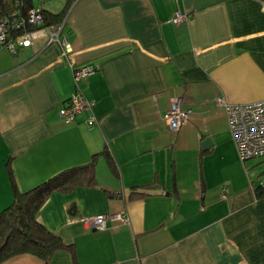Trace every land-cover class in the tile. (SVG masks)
I'll return each mask as SVG.
<instances>
[{"label":"crops","instance_id":"1","mask_svg":"<svg viewBox=\"0 0 264 264\" xmlns=\"http://www.w3.org/2000/svg\"><path fill=\"white\" fill-rule=\"evenodd\" d=\"M262 5L72 0L59 37L76 66L95 67L75 82L57 44L0 48V210L62 171L73 180L36 212L71 251L0 264H264L261 179L239 160L216 100L264 99ZM175 12L187 20L173 23ZM75 90L92 104L65 123L57 110ZM172 99L187 113L175 131L163 119ZM118 212L126 224L77 220Z\"/></svg>","mask_w":264,"mask_h":264},{"label":"built area","instance_id":"2","mask_svg":"<svg viewBox=\"0 0 264 264\" xmlns=\"http://www.w3.org/2000/svg\"><path fill=\"white\" fill-rule=\"evenodd\" d=\"M20 0H0V48L14 54L18 48L28 47L36 38H43L44 45L54 43L60 48V56L66 59L71 71L73 82L83 78L95 70L92 65L76 66L68 58L70 47L65 39L59 37L60 28L65 20L64 14L59 22L44 24L41 12L33 7L21 9ZM264 11V5H262ZM186 15L174 13L170 19L173 23L187 20ZM224 107L227 117L228 130L235 144L240 161L264 157V99L250 103H225L221 98L216 99ZM92 102L81 92L75 90L69 94L65 102L58 108L59 118L68 123L77 113L89 111ZM187 113L178 108L177 100L172 99L163 119L169 130L175 131L186 120ZM91 121V118L87 119ZM224 187L221 188L224 197ZM106 219H115L127 223L126 215L122 212L114 214H96L90 217H78L81 223L91 229L104 228Z\"/></svg>","mask_w":264,"mask_h":264},{"label":"trees","instance_id":"3","mask_svg":"<svg viewBox=\"0 0 264 264\" xmlns=\"http://www.w3.org/2000/svg\"><path fill=\"white\" fill-rule=\"evenodd\" d=\"M71 1L66 0L65 7L57 14L39 10L44 24L57 23ZM20 2L22 10L31 7L28 0ZM83 168L90 173V167ZM64 174L62 171L27 190L13 192L11 202L0 210V262L19 254H29L46 262L56 250L71 251L70 245L36 219L37 210L52 190L65 189L73 183L72 179L65 180ZM87 177L85 180L89 183L90 174ZM254 192L256 195L264 193V177L255 186Z\"/></svg>","mask_w":264,"mask_h":264},{"label":"rangeland","instance_id":"4","mask_svg":"<svg viewBox=\"0 0 264 264\" xmlns=\"http://www.w3.org/2000/svg\"><path fill=\"white\" fill-rule=\"evenodd\" d=\"M31 7L46 12L57 14L66 5V0H28ZM246 171L252 178L262 179L264 177V157L245 159Z\"/></svg>","mask_w":264,"mask_h":264},{"label":"water","instance_id":"5","mask_svg":"<svg viewBox=\"0 0 264 264\" xmlns=\"http://www.w3.org/2000/svg\"><path fill=\"white\" fill-rule=\"evenodd\" d=\"M207 143H208V139H204V140H202L201 145L205 146Z\"/></svg>","mask_w":264,"mask_h":264}]
</instances>
